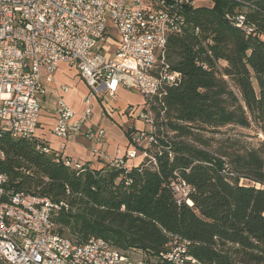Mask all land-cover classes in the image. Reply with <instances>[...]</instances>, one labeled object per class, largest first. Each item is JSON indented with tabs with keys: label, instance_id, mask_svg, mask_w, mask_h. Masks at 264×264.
<instances>
[{
	"label": "trees",
	"instance_id": "1",
	"mask_svg": "<svg viewBox=\"0 0 264 264\" xmlns=\"http://www.w3.org/2000/svg\"><path fill=\"white\" fill-rule=\"evenodd\" d=\"M185 12L188 28L167 44V60L183 79L168 88L163 120L156 110L165 135L150 148L157 166L149 157L130 169L103 159L79 171L61 153L38 149L47 144L37 137L4 134L0 170L14 191L66 202L54 220L80 244L101 237L150 258L177 236L205 264H264V143L247 148L234 141L213 151L203 133L254 123L264 135V0H198ZM233 15L248 17L255 34ZM176 177L195 187L192 206L178 204L170 187ZM0 264L8 262L0 257Z\"/></svg>",
	"mask_w": 264,
	"mask_h": 264
},
{
	"label": "built area",
	"instance_id": "2",
	"mask_svg": "<svg viewBox=\"0 0 264 264\" xmlns=\"http://www.w3.org/2000/svg\"><path fill=\"white\" fill-rule=\"evenodd\" d=\"M169 1H177V8L169 9ZM197 4L193 0H0V136L36 138L46 83L55 81L59 64L66 62L78 69L90 91L79 117L63 98L59 100L54 134L69 140L85 133L97 144L103 142L106 129H86L93 117L92 99L103 94V104L111 108L119 88L126 87L145 96L139 114L145 127L130 128L134 148L125 153L118 149L110 156L98 148L94 151L112 166L130 169L131 161L147 157L157 166L150 148L165 135L158 132L156 110L163 120L168 88L183 79L167 60V44L171 35L188 28L178 6ZM230 19L242 21L248 35L255 34L248 17ZM162 129L172 135L169 127ZM37 148L52 152L49 145ZM63 162L84 171L78 160L63 158ZM9 180L0 170V257L8 264H205L191 252V242L177 236L171 237L165 251L150 258L140 249H118L101 237L80 244L59 232L54 220L61 207L68 209L66 202L14 191ZM170 187L178 204L193 205V185L176 177ZM172 244H179V251H172Z\"/></svg>",
	"mask_w": 264,
	"mask_h": 264
},
{
	"label": "rangeland",
	"instance_id": "3",
	"mask_svg": "<svg viewBox=\"0 0 264 264\" xmlns=\"http://www.w3.org/2000/svg\"><path fill=\"white\" fill-rule=\"evenodd\" d=\"M61 66V65H60ZM60 66L58 67V70L60 68ZM73 71H75V69H72ZM55 73V79L58 82V79L56 77ZM70 78V89L71 92H69L65 99L67 101H69V96L72 94V96H74L76 98V104H78L80 106V102L82 99V86L80 87H76V78L74 77V75H69ZM55 82V81H54ZM85 84V82H84ZM87 85V84H86ZM87 87L89 88V86L87 85ZM76 88H77V92H76ZM122 90V91H120ZM90 91V88L87 92V94L85 95V97L88 95ZM84 97V98H85ZM100 97H103V94L100 95ZM117 99L114 101L115 104L117 105V109H110L109 105H104L102 100L100 101L102 104V108L104 109V115L103 118L101 120V124L105 127V129L107 130V142L108 143H100L97 144L95 141L93 143H95L99 148L102 147V145L105 146L102 148H107L108 149V153L110 155L114 154L116 149L118 147L122 148V149H126L127 146H129V144H131V140L130 137L127 134V131L130 128H136V129H141L145 127L144 122L140 119L139 114L141 112V110L143 109V105L145 102V96L135 90L126 88V87H120L117 95H116ZM101 99V98H100ZM107 100V99H106ZM127 102V112H123L121 113L120 110V106L122 105V103ZM84 104H85V99H84ZM94 104V103H92ZM48 106L44 107V111L42 113V117L41 120L44 123L47 122H51L52 119L49 118V113L48 111H51L50 109L46 108ZM86 107V104L84 106V109ZM54 111V110H53ZM84 111V110H83ZM82 111V112H83ZM82 113H80L77 117H79ZM114 121V122H113ZM91 123L95 124L94 122L91 121ZM108 123L109 125H116V127L119 129V132H114L112 135V141H109L110 138V128H108ZM37 133L40 134L41 136L43 135L47 142L55 147V146H61V144L63 145L64 140L62 138H57L55 137L50 131H48V129H38ZM204 135H206V137H209L211 139V146L209 147L211 150L215 151L216 149L220 148L221 145H230L231 143H233L234 141L239 143L240 146L242 147H247V148H253V147H258L260 146L262 143H264V135L261 132L260 128L258 127V125L256 124H252L250 127H242V126H237V125H228V126H224L221 127L217 130V132H203ZM105 141V140H104ZM131 148H134V145L131 144ZM71 150H69L67 148V152H69ZM141 160H133L131 162H139ZM241 183L243 184H249L250 181L247 179H242ZM139 256L138 254H136V257ZM139 257H143V255H140Z\"/></svg>",
	"mask_w": 264,
	"mask_h": 264
},
{
	"label": "crops",
	"instance_id": "4",
	"mask_svg": "<svg viewBox=\"0 0 264 264\" xmlns=\"http://www.w3.org/2000/svg\"><path fill=\"white\" fill-rule=\"evenodd\" d=\"M59 66H60L59 70L57 69V71H56V73H57L56 77H57L59 83H57L56 79H55V82L46 83L47 93L41 99L42 113L44 111V107L48 106L46 108L51 110V111H48V113L50 114L49 118H51L52 121L44 123L40 118L39 126L37 128V130L38 129H48V131H50L57 138H60V137H58L57 135L54 134L53 129H54V126H55L56 120H57V113L56 112H57L59 100L61 98H63L66 101V103L77 113V115H79L84 110V106H85L84 99L86 98L85 95L87 94V92L89 90V88L86 85L85 80L81 77L78 69L75 66L70 65L69 63H66V62L60 63ZM72 69H75V71H73ZM69 75H74V77L76 78V80H75L76 81V87L82 86V99H81V102L79 103L80 106L78 104H76L77 100L74 96H72V94L69 96V101H67L65 99L66 95L69 92H71V89H70V84H71L70 82L71 81H70ZM84 82H85V84H84ZM62 86L67 87L68 90L64 91ZM120 91H122V90H120ZM76 92H77V88H76ZM100 98H101L100 96H96L92 99V103H94V104H93V117H92L91 121L94 122L95 124L91 123V121L88 122L86 124L87 125L86 129L89 126L90 127L92 126L94 128L103 127L105 129V127L101 124V120H102L103 115H104V109L102 108V105H101L102 103L100 102L101 101ZM116 99H117V97H116ZM126 103L127 102H124L120 106L119 111L121 113H123L124 111L127 112L128 111L127 107L131 106V105L127 106ZM113 106L110 109L116 110L117 105L115 104V102H114ZM41 117H42V114H41ZM108 128L111 129L109 141H112L111 137H112L113 133L119 132V129L116 127V125H109V123H108ZM37 130H36V134H35L36 137L40 141L49 145L54 151L61 153L64 158H72V159L78 160L82 164H87L90 167L97 166L102 161H104L102 157L98 156L95 153V151H94L95 148H98V149L104 151L105 155H110L108 153V149H107L108 147L105 149L102 148L105 146L106 143H108L107 142V139H108L107 135H106L105 141L101 142V144L105 143L104 146L102 145V147H100V148L95 143H93L94 142L93 140L86 137L85 133H82L81 135H79L73 139H69V140H65L62 138L64 140V143H63V145L61 144V146L59 148V146H55V147L51 146L47 142L46 138L43 135L41 136L40 134L37 133ZM106 132H107V130H106ZM67 148L71 151L67 152ZM118 149H121V151L123 153H125L128 149H131V144H129V146H127L126 149H122V148L118 147L116 149L115 153L112 155H115ZM112 155H110V156H112ZM138 159L142 160L141 158H137L135 160H138ZM139 162L132 163V166L137 165Z\"/></svg>",
	"mask_w": 264,
	"mask_h": 264
},
{
	"label": "bare ground",
	"instance_id": "5",
	"mask_svg": "<svg viewBox=\"0 0 264 264\" xmlns=\"http://www.w3.org/2000/svg\"><path fill=\"white\" fill-rule=\"evenodd\" d=\"M194 2L198 3V0H193ZM192 7H197V6H178V14L182 18H186V12L185 10L187 8H192ZM177 8V1H169V9H176ZM237 19H246L244 15H240L237 17ZM236 24L238 27L242 28V21L236 20ZM248 27H251L248 25ZM246 30V28H244ZM247 31V30H246ZM248 32V31H247ZM172 251H179V244H172Z\"/></svg>",
	"mask_w": 264,
	"mask_h": 264
}]
</instances>
